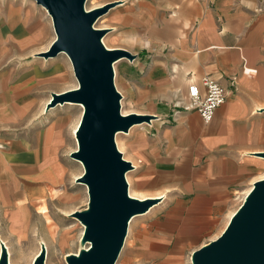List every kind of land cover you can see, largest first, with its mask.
<instances>
[{"label":"crops","instance_id":"crops-1","mask_svg":"<svg viewBox=\"0 0 264 264\" xmlns=\"http://www.w3.org/2000/svg\"><path fill=\"white\" fill-rule=\"evenodd\" d=\"M120 2L123 23L141 31L151 82L177 106L166 107L159 127L145 136L151 151L146 190L152 193L145 197L160 202L146 212L150 232L143 244L164 248L148 245L137 258L190 264L198 249L192 244L217 238L264 178V0ZM9 4L0 0V242L21 262L32 254L34 260L42 243L71 241V230L52 227L38 202L49 199L70 215L75 192L64 186L84 167L70 155L78 125L72 137L64 117L44 119L52 93L69 89L57 86L68 76V62L39 55L55 40L47 48L39 43L54 26ZM206 76L227 89L208 123L197 109L184 108L189 86L197 84L203 94Z\"/></svg>","mask_w":264,"mask_h":264},{"label":"water","instance_id":"water-1","mask_svg":"<svg viewBox=\"0 0 264 264\" xmlns=\"http://www.w3.org/2000/svg\"><path fill=\"white\" fill-rule=\"evenodd\" d=\"M50 14L56 38L39 53L53 58L66 53L72 63L78 86L53 92L47 110L57 103L82 104L83 113L75 137L77 148L71 157L80 161L84 172L77 178L87 186L88 208L72 216L84 225L78 253L68 254V264H117L133 217L148 212L159 198L132 196L127 173L135 168L119 150L116 135L129 132L149 114L122 111V93L115 84V63L135 55L125 48H109L103 42L105 28L95 27L110 3L90 10L86 0H36ZM264 157V152L259 153ZM46 247L33 264H45ZM192 264H264V178L253 184L224 231L194 250ZM0 264H9L2 244Z\"/></svg>","mask_w":264,"mask_h":264},{"label":"rangeland","instance_id":"rangeland-1","mask_svg":"<svg viewBox=\"0 0 264 264\" xmlns=\"http://www.w3.org/2000/svg\"><path fill=\"white\" fill-rule=\"evenodd\" d=\"M4 3H10L9 6L12 10L23 16H31L32 11L39 19L40 22L52 23L51 17L48 15L45 8L38 4L36 0H3ZM110 3V8L104 14H102L95 22V27L105 28L106 33L103 37V42L109 47H120L129 50L135 55L134 59L128 57L122 58L117 61L116 71H115V84L117 89L123 95V111L125 113L138 112L141 114H149L151 117L149 122H143L133 126L130 132H124L116 135L117 146L123 152L126 159L133 162L135 168L128 172L129 175V188L133 196L139 198H146L149 193L147 189V177L149 173L150 153L151 151L145 149L147 145L145 136L150 132H154L156 127H159L161 121L164 119L165 108L174 105H169L168 98L161 95L159 90L155 87L153 82L149 77V59L143 52L144 40L141 36V31L135 30L136 26H131L123 23V15H120L123 11L120 0H86L85 8L90 10L95 7L103 6L104 4ZM23 6L25 9L22 10ZM13 11V10H12ZM7 15V14H6ZM56 37V32L53 29L52 34L43 35L39 43L42 48H47L50 41ZM68 55L65 53H60L58 58H63L65 62H68L69 71L68 76L64 77L57 86L62 89H72L78 86V81L75 77L72 63L70 62ZM45 58L44 56H41ZM52 100V98H51ZM83 113V108L77 103L64 102L57 103L56 105L50 107L46 110L45 121L56 119L59 117H64L66 119L65 129L69 130L70 136L73 137L72 132L76 125L79 124L81 116ZM44 116V117H45ZM153 121V123H152ZM42 123V122H41ZM151 123V124H150ZM77 127V126H76ZM128 133V134H126ZM77 147V144H76ZM75 163L81 166L80 162L76 159H72ZM81 171L75 170L73 179L70 184L64 186L65 189L68 188L70 191H74L75 195L71 201L70 211L84 210L88 208L89 195L85 189L83 183L75 180V176L80 174ZM77 186L84 188V195L82 191H78ZM53 192V190H50ZM243 197L238 201L237 205L242 202ZM160 200L155 203L152 207L158 205ZM39 205H44L47 208L46 215L48 214L46 220L48 223H52V227L57 230L62 227H68L71 230V241H64L60 244V247L56 242L48 245L46 249L45 264H68L66 256L72 253H78L81 248L86 247L81 243L82 233L84 225L80 220L74 216L67 215V212L58 208L54 202L48 200H40ZM149 217L147 213L137 215L129 224L128 234L125 240V244L117 260V264H150L148 261L144 263L142 260L137 258L139 250L143 247H148L150 245L151 250L161 251L164 248V244L154 243V244H143L149 236ZM4 234L0 232V239L5 238ZM48 235V232H46ZM42 239L36 241L39 247V242ZM70 243V244H69ZM14 247V252L17 253L16 244H12ZM42 245V244H41ZM195 247H201L204 244H192ZM32 254L28 260L21 259L19 262L17 259L13 262L10 255V263L12 264H33ZM190 264H192L191 258ZM156 263V262H155Z\"/></svg>","mask_w":264,"mask_h":264},{"label":"built area","instance_id":"built-area-1","mask_svg":"<svg viewBox=\"0 0 264 264\" xmlns=\"http://www.w3.org/2000/svg\"><path fill=\"white\" fill-rule=\"evenodd\" d=\"M204 93L197 84L189 86L190 100L185 109H197L205 122L213 119L216 109L227 100V89L216 79L206 76L202 80ZM0 244H5L1 241Z\"/></svg>","mask_w":264,"mask_h":264},{"label":"bare ground","instance_id":"bare-ground-1","mask_svg":"<svg viewBox=\"0 0 264 264\" xmlns=\"http://www.w3.org/2000/svg\"><path fill=\"white\" fill-rule=\"evenodd\" d=\"M46 10V9H45ZM47 11V10H46ZM47 13H48V11H47ZM48 15L50 16V14L48 13ZM51 17V16H50ZM51 19H52V17H51ZM52 23H53V21H52ZM106 45V44H105ZM107 46V45H106ZM114 48H117V47H114ZM66 54V53H65ZM68 58H69V56H67ZM69 60H70V58H69ZM70 62H71V60H70ZM116 64H117V62L115 63V65H114V68H115V71H116ZM123 100V99H122ZM122 104H123V101H122ZM77 105H80L82 108H83V106H82V104H78L77 103ZM123 106V105H122ZM122 111H123V108H122ZM123 113L124 114H128V113H125L124 111H123ZM131 113V112H130ZM136 113H138V112H136ZM79 123H80V121H79ZM152 123H153V121H152ZM151 124V123H150ZM78 126H79V124H78ZM78 126H77V128H78ZM77 128H76V130H75V132L77 131ZM133 129V127L131 128V130ZM130 130V131H131ZM129 131V132H130ZM121 133H124V132H119V133H117V135L118 134H121ZM126 134H128V133H126ZM76 138V137H75ZM116 140H117V137H116ZM76 141H77V139H76ZM119 148V147H118ZM120 150V149H119ZM121 151V150H120ZM128 160V159H127ZM78 161V160H77ZM78 162H80V161H78ZM81 163V162H80ZM82 164V163H81ZM83 166V165H82ZM127 180H129V175H128V173H127ZM129 182V181H128ZM84 186L86 187V189H87V186L84 184ZM129 192H130V194L132 195V193H131V191H130V188H129ZM133 196V195H132ZM146 198H158V197H146ZM146 198H142V199H146ZM136 217V216H135ZM135 217H133L132 218V220H131V222H130V225H131V223H132V221L134 220V218ZM83 231H84V227H83ZM25 234V233H24ZM83 234V233H82ZM24 238V237H23ZM26 238V237H25ZM5 246H6V244H5ZM0 247H1V251H0V254H1V252H2V244H0ZM43 247H46V245L44 244V243H42V245H41V251H42V249H43ZM6 248H7V251H8V260H9V264H12V263H10V252H9V250H8V247L6 246ZM46 249H47V247H46ZM40 251V252H41Z\"/></svg>","mask_w":264,"mask_h":264}]
</instances>
